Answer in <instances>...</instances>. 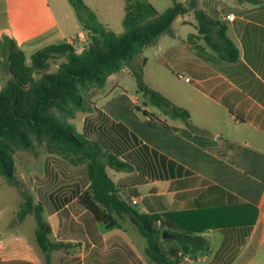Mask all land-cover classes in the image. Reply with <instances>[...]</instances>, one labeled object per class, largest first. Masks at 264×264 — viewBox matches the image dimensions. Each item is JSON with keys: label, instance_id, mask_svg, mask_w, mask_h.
<instances>
[{"label": "trees", "instance_id": "obj_1", "mask_svg": "<svg viewBox=\"0 0 264 264\" xmlns=\"http://www.w3.org/2000/svg\"><path fill=\"white\" fill-rule=\"evenodd\" d=\"M172 1L173 6L159 13L149 4L135 9L128 0L123 20L126 32L117 35L100 22L97 14L83 0H69L88 43L81 50L70 43L49 45L31 55L30 63L24 62L26 53L12 38L5 36L0 40V68L8 76L5 87L0 91V177L22 189L24 201L16 220L21 223L29 215L34 216L37 229L33 245L45 254L47 263L53 251L65 249L71 244L51 238L52 228L45 217L43 203L36 201L16 177L14 154L32 150L35 143L45 144L51 153L70 156L75 163L86 161L89 187L79 195V204L108 230L120 226L118 218L128 216L145 237L146 254L155 264H179L180 253L191 257L206 254L210 243L203 235L204 231L210 227L227 226L225 223L205 221L209 218L206 216L210 213L208 209L201 212L205 213L201 217L194 212L174 214L171 217L177 219L175 223L162 221L158 226L161 216L145 213L125 199L107 168L133 172L136 167H142L139 160L146 166L152 162V156L161 155L141 143L121 122H114L109 128H95L87 121L85 131L79 133L66 119L75 118L78 111H90L86 97L90 95L92 86L105 88L112 75L129 69L136 79L138 92L147 101L191 127L189 111L173 104L145 81L143 67L148 61L143 57L145 48L155 46L163 35L174 37L176 19L193 12L199 37L222 60L237 63L241 54L228 36L226 25L199 8L198 0L188 3ZM243 1L253 6L264 4V0ZM149 16L154 18L147 19ZM61 58L64 60L58 69L49 72L50 61ZM143 112L145 116L154 118L148 110ZM229 197L233 196L229 194ZM246 208L237 225H251L256 221L257 211L249 217V210H256L250 205L237 207L235 211ZM218 212L220 209L211 213ZM197 219L203 220L204 224L194 223ZM163 232L176 237L174 247L164 246L171 240H163Z\"/></svg>", "mask_w": 264, "mask_h": 264}, {"label": "crops", "instance_id": "obj_2", "mask_svg": "<svg viewBox=\"0 0 264 264\" xmlns=\"http://www.w3.org/2000/svg\"><path fill=\"white\" fill-rule=\"evenodd\" d=\"M36 1L43 6L42 16L50 17L51 25L34 37L25 38L26 43L36 42L33 44L40 47L29 51L62 41L74 44L73 39L77 38L83 47L88 43L79 22L76 36L61 26L52 9V0H32L33 3ZM236 6L246 12L251 4L240 0ZM25 8L23 0L16 1L15 5L11 0H0V40L8 36L17 44L12 14L17 11L25 25ZM235 16V20L229 22L215 19L226 25L228 36L240 49L239 62H226L210 49L233 67L243 63L239 74L252 73L255 77L244 79L243 75L242 80L229 79L210 66L205 68L208 76L202 75L199 82L204 85L203 90H209L208 96L212 100L231 113L234 110L230 114L231 121L250 127L253 132H174L176 141L164 140L159 146L151 139L150 132L130 130L141 143L161 156H152V162L146 166L139 160L142 167H136L133 172L107 168V172L109 169L115 172L112 176L108 174L125 199L130 203L137 200L141 211L161 216L158 226L162 221L175 223L177 219L171 217L174 214L194 212L201 217L205 215L201 212L208 210L210 213L206 216L209 218L205 221L227 224L204 231L203 235L210 243L206 254L191 257L180 253L179 264H264V21L257 22L247 14ZM181 17L177 18L180 22L184 19ZM194 25L197 30V22ZM175 50L181 53L185 46H166L163 58ZM198 71L202 70L199 68ZM76 187L78 190L79 186ZM88 187L89 181L84 190ZM84 190L77 195L66 192L47 216L52 228L51 238L71 244L53 251L48 264H155L146 254L145 237L132 220L128 216L118 218L119 227L106 229L79 204L78 197ZM243 205L256 208L249 210L250 218L257 211L254 224H236L247 208L240 212L235 208H243ZM214 209H220V212L211 213ZM202 221L197 219L194 223L204 224ZM34 238L21 234L1 235L0 264H43L33 245ZM167 239L171 241L164 246L174 247L176 237Z\"/></svg>", "mask_w": 264, "mask_h": 264}, {"label": "rangeland", "instance_id": "obj_3", "mask_svg": "<svg viewBox=\"0 0 264 264\" xmlns=\"http://www.w3.org/2000/svg\"><path fill=\"white\" fill-rule=\"evenodd\" d=\"M16 1L19 2V0H11V3L15 5ZM23 1L27 6L24 10L25 18L23 17L26 23L25 25L22 24L23 19L14 10L12 14L14 33L17 36L18 48L26 53L24 62L30 63L31 55L47 46L29 51L40 47L33 44L36 42L26 43L25 38L34 37L38 34L37 32L47 29L51 24L50 17L47 14L42 16L41 9L43 6L40 3L37 1L33 3L32 0ZM83 1L97 14L100 22L109 30L117 35L126 32L123 20L128 0ZM177 1L188 3L190 0ZM239 1L198 0V4L199 8L206 10L214 18L222 19V22H229L226 17L233 12L237 16L247 14L248 17H252L257 22L259 20L264 21V5L263 7L251 5L250 9L248 8L245 12L242 8L236 6ZM131 3L135 9L139 5L149 4L159 13H163L173 6L172 0H131ZM51 6L56 12L61 26L65 27L70 35L76 36L78 19L69 0H52ZM183 17V21L180 22V19H177L174 22V37L168 34L163 35L158 45L145 48L143 57H146L148 61L143 67V72L144 79L150 87L159 91L176 106L189 111L191 127L182 119L172 117L171 114L147 101L138 92L136 79L129 69H124L112 75L108 79L105 88L92 86L90 95L86 97L90 111H78L75 118L67 117V121L73 124L79 133L85 131L87 121L95 128H109L112 123L121 122L131 131L150 132L151 139L159 143V146L162 145L164 140L176 141L177 136L174 132H253L250 127L231 121L230 114L234 113V110L231 113L212 100L208 96L209 90H203L204 85L200 84L199 80L202 79V75L208 76L205 73V68L210 66L216 67L229 79L242 80L243 75L244 79H247V77L254 76V74L247 72L246 75L245 73L239 74L241 67L244 66L243 63L233 67L217 57L203 39L199 37L194 25L196 20L193 12H189L181 18ZM152 18L154 16L147 17V19ZM62 43L67 42L62 41L58 45ZM73 43L78 50L82 49L83 43L78 38L73 39ZM169 45L185 46V50L181 53L178 50L172 51L166 58H163V50ZM63 60L64 58L50 61L51 65L48 71H56ZM199 68L202 71H198ZM186 78H190V82H187ZM7 79L8 76L0 68V91L5 87ZM144 109L153 114L154 118L145 116ZM56 115L59 114L56 113ZM14 160L16 177L22 183L23 188L29 191L36 201L43 203L46 210L45 217L53 211L58 198H63L66 192L77 195L81 189H85L88 182L85 171L86 161L75 163L76 161H73L70 156L58 152H49L45 144L35 143L32 150L16 152ZM108 172L110 176L115 173L110 169ZM76 185L79 186L78 190ZM23 201L22 189L0 177V238L1 235L12 237L17 234L35 237L37 224L33 215H29L21 223L16 220V214L20 210ZM35 250L43 259V264H48L45 254L37 247H35Z\"/></svg>", "mask_w": 264, "mask_h": 264}, {"label": "built area", "instance_id": "obj_4", "mask_svg": "<svg viewBox=\"0 0 264 264\" xmlns=\"http://www.w3.org/2000/svg\"><path fill=\"white\" fill-rule=\"evenodd\" d=\"M226 19L228 20V21H233V20H235V15L234 14H229L227 17H226ZM180 77H182V76H180ZM187 82H190V78H186L185 79ZM132 203L134 204V205H137L138 204V201L137 200H132ZM184 264V263H183Z\"/></svg>", "mask_w": 264, "mask_h": 264}, {"label": "water", "instance_id": "obj_5", "mask_svg": "<svg viewBox=\"0 0 264 264\" xmlns=\"http://www.w3.org/2000/svg\"><path fill=\"white\" fill-rule=\"evenodd\" d=\"M167 238H175V236L170 234V233H168V232H163L162 239L165 240Z\"/></svg>", "mask_w": 264, "mask_h": 264}]
</instances>
